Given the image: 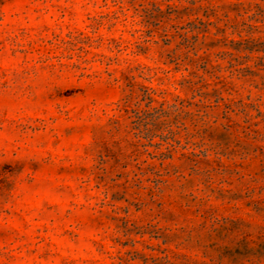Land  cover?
Instances as JSON below:
<instances>
[{
	"label": "rangeland",
	"instance_id": "374dc122",
	"mask_svg": "<svg viewBox=\"0 0 264 264\" xmlns=\"http://www.w3.org/2000/svg\"><path fill=\"white\" fill-rule=\"evenodd\" d=\"M0 264H264V0H0Z\"/></svg>",
	"mask_w": 264,
	"mask_h": 264
}]
</instances>
